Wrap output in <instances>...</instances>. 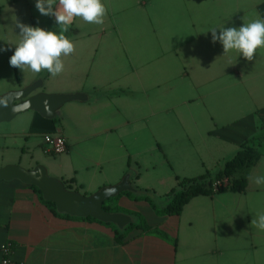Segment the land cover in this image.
I'll list each match as a JSON object with an SVG mask.
<instances>
[{"label":"crops","instance_id":"1","mask_svg":"<svg viewBox=\"0 0 264 264\" xmlns=\"http://www.w3.org/2000/svg\"><path fill=\"white\" fill-rule=\"evenodd\" d=\"M240 2V15L233 21L264 18V0L256 6L247 0L242 8ZM71 29L69 38H79L81 29ZM85 56L75 51L62 56V75L49 73L39 92H83L88 99L66 103L54 120L28 111L1 122L0 167L43 165L51 176L71 185L70 190L86 195L121 182L131 170L133 186L164 198L179 181L220 169L264 123V48H258L252 61L245 58L241 68H232V79L207 93L191 82L192 96L178 97L181 107L164 113L155 112L154 92L140 77L131 87L117 83L113 75L94 77L97 56ZM186 70L177 80L183 86L190 80ZM36 80L37 75L20 77L14 85L0 86V95ZM179 87L166 93L174 96ZM51 132L66 139V153L47 151L44 135ZM258 176H264V148L245 192L193 196L179 215L159 216L149 202L128 194L111 198L108 208L139 213L150 228H134L123 241L117 240L112 223L62 216L32 185L0 181V264L3 244H9L13 264H232L234 252L254 248L256 240L264 239L256 236L259 229L251 231L252 219L264 212V184L255 182Z\"/></svg>","mask_w":264,"mask_h":264},{"label":"rangeland","instance_id":"2","mask_svg":"<svg viewBox=\"0 0 264 264\" xmlns=\"http://www.w3.org/2000/svg\"><path fill=\"white\" fill-rule=\"evenodd\" d=\"M237 1L102 0L107 9L104 22L88 23L77 17L69 26L67 37L73 34L72 27L81 29L80 37L71 41L75 45V52L85 54L86 58L89 55L97 56L98 63L91 70L92 76L113 75L117 83L129 87L137 86L140 77L145 82L144 85L154 92L155 112L164 113L167 109L174 111L181 107V104H176L178 97L192 96L189 87L191 82L199 84L202 91L207 93L212 87L232 79L234 75L232 77L229 73L232 68H241L240 65L245 59L242 53L236 50L224 53L223 45L219 41L212 42L210 31L217 24L216 28H220V25L225 28H238L247 22H235V18L240 15L237 12ZM239 1L240 8L249 2ZM253 1H256V6L261 0H250V3H254ZM35 3L36 0H0V49H7L0 51L2 87L14 85L20 77L29 79L37 75L38 81L49 74L47 70L34 73L26 69L23 72L9 64L20 40L17 22L60 31L55 18L41 15ZM220 31L217 30V34ZM176 50L179 55H176ZM257 53L258 49L255 54ZM255 66L258 68L257 64ZM184 67H187L185 75L190 73V80L183 86V82L177 80L180 78L178 76L185 72ZM62 73L63 71L58 75ZM178 85L179 90L174 91V96L166 93L168 89ZM222 94L225 97L226 92L222 90ZM210 108L209 104L205 107L206 110ZM257 229L255 226L251 227V231H258ZM260 231L256 236L263 237L264 230ZM256 242L254 248L234 252L232 264H264V239Z\"/></svg>","mask_w":264,"mask_h":264},{"label":"clouds","instance_id":"3","mask_svg":"<svg viewBox=\"0 0 264 264\" xmlns=\"http://www.w3.org/2000/svg\"><path fill=\"white\" fill-rule=\"evenodd\" d=\"M55 5V7H54ZM36 9L41 15L55 18V23L60 31L48 30L40 26H31L17 22L20 29V40L10 57L11 67L23 72L30 69L34 73L47 70L52 76L60 74L64 69L62 56H67L75 50V45L65 35L74 19L79 17L85 22L102 24L107 9L102 0H36ZM212 28V42L219 41L224 48V53L236 50L248 61L254 59L258 48H264V18H257L245 22L240 27ZM7 49H0V51ZM0 103H6L0 101ZM251 180L252 177H249ZM255 182L264 184V176H258ZM258 218H253L251 225L264 230V212L257 213Z\"/></svg>","mask_w":264,"mask_h":264},{"label":"water","instance_id":"4","mask_svg":"<svg viewBox=\"0 0 264 264\" xmlns=\"http://www.w3.org/2000/svg\"><path fill=\"white\" fill-rule=\"evenodd\" d=\"M43 80L18 90H12L0 95V123L9 122L16 116L28 111H35L42 117L54 120L60 114V109L72 101H86L88 95L83 92L58 94L39 92ZM19 180L24 184L35 186L43 199L55 204L58 213L73 217L95 218L105 223H112L120 230L132 223V217L122 212H108L104 203L125 192H137L126 174L121 182L104 186L93 194L86 195L68 189L59 178L51 176L45 166L38 165L32 169L19 164H7L0 167V181Z\"/></svg>","mask_w":264,"mask_h":264},{"label":"trees","instance_id":"5","mask_svg":"<svg viewBox=\"0 0 264 264\" xmlns=\"http://www.w3.org/2000/svg\"><path fill=\"white\" fill-rule=\"evenodd\" d=\"M69 32L70 30L68 29L65 35L67 36ZM71 32H73V30H71ZM263 148L264 123H260L257 133L247 138L240 145L239 149L229 159L223 162L220 169H217L213 173L207 174L202 178L179 181L177 187L173 188L163 200H160L161 198L156 196L154 191L139 188L137 186H134L137 192H126L124 194H128L134 200H145L149 202L154 208L156 214L159 216L179 215L183 211L184 206L193 196L213 195L217 192L226 191L238 193L245 192L250 172L261 158ZM127 174L132 176V171L129 170ZM225 178L228 179L229 185H220L217 189H215L214 182L217 180H224ZM65 186L68 189L73 188L69 184H65ZM32 187L41 195L40 191L35 186ZM73 190L78 191L77 188ZM44 202L56 212L55 204L47 201ZM107 202L104 203V209L106 211L122 212L131 216L133 219L132 223L128 224L123 230H120L115 225L111 224L115 227L118 241H123L128 233L134 228H142L145 231L150 230L146 224L145 218L141 214L122 209H110L106 206ZM61 215L70 217L67 214Z\"/></svg>","mask_w":264,"mask_h":264},{"label":"built area","instance_id":"6","mask_svg":"<svg viewBox=\"0 0 264 264\" xmlns=\"http://www.w3.org/2000/svg\"><path fill=\"white\" fill-rule=\"evenodd\" d=\"M44 143L46 145L47 151L51 154H64L68 151V144L66 139L59 132H51L44 135ZM220 185L228 186V179L217 180L214 182V187L217 189ZM3 252V259L1 264H13L9 257L11 248L9 244H3L1 246Z\"/></svg>","mask_w":264,"mask_h":264}]
</instances>
